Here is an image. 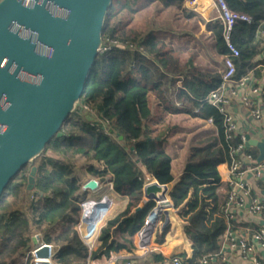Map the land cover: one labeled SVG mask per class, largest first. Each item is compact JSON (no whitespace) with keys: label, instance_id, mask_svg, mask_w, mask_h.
<instances>
[{"label":"trees","instance_id":"1","mask_svg":"<svg viewBox=\"0 0 264 264\" xmlns=\"http://www.w3.org/2000/svg\"><path fill=\"white\" fill-rule=\"evenodd\" d=\"M223 2L229 11L250 17L236 19L230 34L239 50L238 79L264 63L258 33L264 0ZM192 18L183 0H112L101 33L109 48L98 52L61 135L53 136L0 196V264H30L35 235L55 247L56 264H83L88 249L77 226L79 203L94 196L82 189L90 178L111 184L127 199L100 228L93 256L133 247L135 232L154 206L152 200L139 206L147 175L171 184L169 197L192 248L190 257H180L192 262L221 248L226 196L217 167L228 153L221 115L205 98L224 70V23L213 19L200 32ZM209 118L208 126L197 121ZM165 258L154 252L144 264Z\"/></svg>","mask_w":264,"mask_h":264},{"label":"water","instance_id":"2","mask_svg":"<svg viewBox=\"0 0 264 264\" xmlns=\"http://www.w3.org/2000/svg\"><path fill=\"white\" fill-rule=\"evenodd\" d=\"M111 2L0 0V196L17 172L53 136L61 135L60 128L77 104L99 52ZM249 143L258 150L257 161H262L264 138H249ZM35 171L33 166L28 188L33 186ZM98 186V180L90 178L82 189ZM142 191L147 201H161L157 214H163L165 228L173 210L168 185L154 179ZM38 238L35 235L33 243ZM36 255L47 257V246Z\"/></svg>","mask_w":264,"mask_h":264},{"label":"built area","instance_id":"3","mask_svg":"<svg viewBox=\"0 0 264 264\" xmlns=\"http://www.w3.org/2000/svg\"><path fill=\"white\" fill-rule=\"evenodd\" d=\"M185 6H192L195 0H183ZM220 8V18L223 20V38L227 53L223 56L224 70L222 72L219 85L208 92L206 100L213 105L221 115L224 139L227 144L228 160L225 162L227 192L223 206V217L226 228L222 234L221 248L216 252H211L190 262L178 254H173L154 264H235L228 254L233 250L237 252L239 258L245 264H264V199L250 196L252 185L246 178V173L254 181L264 182V159L257 161V156L251 151L249 134L241 129L240 124L235 118L233 108L235 103L245 107L252 120L254 129L259 130L257 139L264 138V133L260 130L259 122L264 120V63L257 64L242 77L235 79L236 66L234 59L239 56V50L231 41L230 34L234 21L241 19L249 22L250 17L236 12L229 11L223 0H217ZM259 36L264 40V25L258 29ZM109 46L101 43L99 52L107 50ZM261 57L264 59V46ZM261 70L262 76L255 77V71ZM212 119L206 120L211 123ZM106 132L107 129H106ZM252 139V138H250ZM155 178L148 176L145 183ZM144 183V184H145ZM106 191L100 194H93L79 203L80 219L78 231L81 240L88 249V254L84 259V264H114L118 260H124L125 264H133L137 260L147 259L151 253L157 252L155 245L156 235L163 223L164 216L157 214L159 202L155 201L153 208L146 215L144 222L134 234L133 247L130 250L108 255L100 254L93 256L92 252L96 249V238L100 228L106 223L110 216V210L114 203L115 192L111 184ZM100 186L92 193L98 192ZM174 208V207H173ZM246 211L258 217L260 223L256 227L241 224L237 214ZM163 216V220L159 219ZM47 246L48 256L38 257L36 252ZM228 251V252H227ZM55 247L39 240L33 243L29 251L30 264H56L52 260Z\"/></svg>","mask_w":264,"mask_h":264},{"label":"crops","instance_id":"4","mask_svg":"<svg viewBox=\"0 0 264 264\" xmlns=\"http://www.w3.org/2000/svg\"><path fill=\"white\" fill-rule=\"evenodd\" d=\"M185 6V5H184ZM192 14L193 18L191 20V23H195L199 25V31L200 32H205V23L209 22L213 19H219L221 15V8L217 2V0H195L194 4L190 7L185 6ZM201 19L203 21H201ZM260 64V63H259ZM259 74L255 73V77L260 78L262 76L261 70L258 69ZM179 84V83H178ZM233 112L235 115V118L237 119L238 123L241 126V129L245 132H247L250 136V138H257L259 136V130H255L253 125L254 121L250 117V114L248 110L240 105L239 103L234 104ZM199 123H203L205 126H208L209 123L198 119L197 120ZM260 124V130L262 133H264V120L259 122ZM251 151L255 152L258 154V150L256 146L251 145ZM219 174H220V179H221V192H223L226 196L227 192V181H226V163H221L217 167ZM147 175L146 177H148ZM246 178L250 181V184L252 185L251 193L250 196L256 197L258 199L263 200L264 199V182L263 181H254L252 177L249 175V173H246ZM169 189L171 188V184H167ZM100 188L98 191H103L104 189H107L108 187L106 185H99ZM104 188V189H103ZM123 196L117 194L115 192V199L114 203L112 205V208L110 210V216L109 218L113 217L114 215L118 214L121 211H116V208L119 206L121 199ZM124 198V197H123ZM147 200L143 197L140 205L141 206L143 203H145ZM127 202V200H126ZM126 205V204H125ZM125 208V206H124ZM169 229L168 231L161 237V232H162V225L160 226V230L158 231L156 235V248L157 252L161 253L165 257H169L173 254H178L182 256H186V258L191 256L192 253V248L190 244L187 242L184 232H183V225H184V220L181 218V225L177 222V218L179 217V212L177 209L173 208L169 212ZM163 220V216L161 217ZM237 218L241 222V224H246L250 226H258L260 221L257 216L249 214L246 211H241L237 214ZM161 220V221H162ZM163 224V223H162ZM161 239V240H160ZM124 250L120 251L123 252ZM228 252V251H227ZM228 256L230 259L235 262V264H245V261L241 260L239 258L237 252L231 251ZM120 261H123L125 264L124 260H118L114 264H118ZM146 259H141L135 261L133 264H144Z\"/></svg>","mask_w":264,"mask_h":264},{"label":"rangeland","instance_id":"5","mask_svg":"<svg viewBox=\"0 0 264 264\" xmlns=\"http://www.w3.org/2000/svg\"><path fill=\"white\" fill-rule=\"evenodd\" d=\"M211 55H215V50L214 49H211ZM215 57H216V55H215ZM218 59H221V57H217ZM212 59H214V58H212ZM217 60V59H216ZM95 166H98L97 164H94ZM104 189V188H103ZM107 189H104L103 191H106ZM100 193H102L101 191H98V192H96V193H92V194H100ZM126 198L124 197H122V199H121V202H120V204H119V206L116 208V211H122L123 209H124V206H125V204H126ZM181 216H180V214H179V217L177 218V222L181 225ZM183 219V218H182ZM183 224V223H182Z\"/></svg>","mask_w":264,"mask_h":264}]
</instances>
